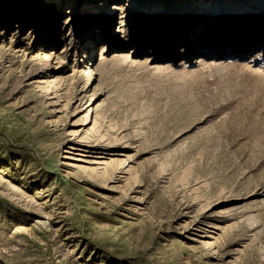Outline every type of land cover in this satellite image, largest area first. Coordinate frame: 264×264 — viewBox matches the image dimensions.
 <instances>
[{
    "label": "rangeland",
    "instance_id": "374dc122",
    "mask_svg": "<svg viewBox=\"0 0 264 264\" xmlns=\"http://www.w3.org/2000/svg\"><path fill=\"white\" fill-rule=\"evenodd\" d=\"M0 264H264V0H0Z\"/></svg>",
    "mask_w": 264,
    "mask_h": 264
},
{
    "label": "snow or ice",
    "instance_id": "6c2138e0",
    "mask_svg": "<svg viewBox=\"0 0 264 264\" xmlns=\"http://www.w3.org/2000/svg\"><path fill=\"white\" fill-rule=\"evenodd\" d=\"M172 55L179 58V56L183 55V53L179 51L178 46H177V48L173 50Z\"/></svg>",
    "mask_w": 264,
    "mask_h": 264
},
{
    "label": "bare ground",
    "instance_id": "6f19581e",
    "mask_svg": "<svg viewBox=\"0 0 264 264\" xmlns=\"http://www.w3.org/2000/svg\"><path fill=\"white\" fill-rule=\"evenodd\" d=\"M179 10H184V9H179ZM90 101V100H89ZM93 121V119L92 118H89L88 119V122L90 123V122H92ZM77 153V152H76Z\"/></svg>",
    "mask_w": 264,
    "mask_h": 264
}]
</instances>
